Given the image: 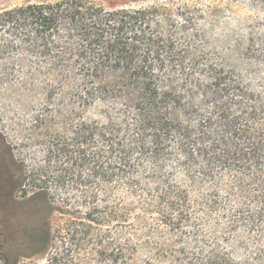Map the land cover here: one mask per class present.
Segmentation results:
<instances>
[{"label": "trees", "instance_id": "16d2710c", "mask_svg": "<svg viewBox=\"0 0 264 264\" xmlns=\"http://www.w3.org/2000/svg\"><path fill=\"white\" fill-rule=\"evenodd\" d=\"M204 1L0 10V90L44 97L28 202L46 214L17 248L44 264H264V90L209 49ZM54 211L71 218L53 232Z\"/></svg>", "mask_w": 264, "mask_h": 264}, {"label": "rangeland", "instance_id": "374dc122", "mask_svg": "<svg viewBox=\"0 0 264 264\" xmlns=\"http://www.w3.org/2000/svg\"><path fill=\"white\" fill-rule=\"evenodd\" d=\"M53 0H0V10L17 6L50 2ZM107 6L149 5L156 0H103ZM213 4L214 12L207 11V21L214 30L209 49L215 51L228 65L236 68L244 76L251 88L264 90V58H252L251 53L262 48L257 40L251 46L252 34L264 33V12L250 6L246 1L210 0L203 4ZM217 10V11H216ZM254 68V69H253ZM44 102L40 92L0 90V165L8 182L0 184V264H44L46 257L37 248L24 246L17 248V238L22 240L28 226L34 224L46 214L40 197L31 195L38 191L31 181L36 169L44 166L45 154L42 148L29 140L28 131L31 117ZM35 107V108H34ZM22 172L29 180L22 186ZM52 188L56 197L54 206H60L59 193ZM15 201H10L11 197ZM118 208L117 212L120 213ZM67 214H73L66 207ZM71 217L65 216V219ZM62 216L54 211L51 217L53 232L61 224ZM44 220V219H43ZM43 220L41 222H43ZM32 256L31 258H28Z\"/></svg>", "mask_w": 264, "mask_h": 264}, {"label": "flooded vegetation", "instance_id": "af4514ba", "mask_svg": "<svg viewBox=\"0 0 264 264\" xmlns=\"http://www.w3.org/2000/svg\"><path fill=\"white\" fill-rule=\"evenodd\" d=\"M5 174H4V171L3 169H1V165H0V184H2L3 186H5V184L8 182V178H5ZM16 199L12 196L10 198V201H15Z\"/></svg>", "mask_w": 264, "mask_h": 264}]
</instances>
